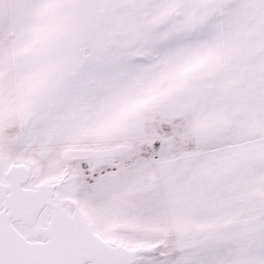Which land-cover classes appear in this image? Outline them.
I'll return each mask as SVG.
<instances>
[{
  "label": "snow or ice",
  "instance_id": "obj_1",
  "mask_svg": "<svg viewBox=\"0 0 264 264\" xmlns=\"http://www.w3.org/2000/svg\"><path fill=\"white\" fill-rule=\"evenodd\" d=\"M0 264H264V0H0Z\"/></svg>",
  "mask_w": 264,
  "mask_h": 264
}]
</instances>
